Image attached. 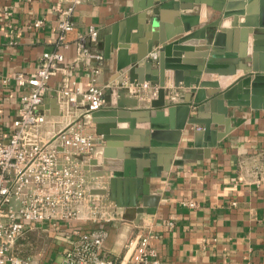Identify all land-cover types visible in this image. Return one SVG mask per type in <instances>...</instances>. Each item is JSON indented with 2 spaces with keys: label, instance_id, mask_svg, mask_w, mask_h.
I'll use <instances>...</instances> for the list:
<instances>
[{
  "label": "crops",
  "instance_id": "obj_1",
  "mask_svg": "<svg viewBox=\"0 0 264 264\" xmlns=\"http://www.w3.org/2000/svg\"><path fill=\"white\" fill-rule=\"evenodd\" d=\"M69 1L0 0V137L8 136L11 124L22 106L21 96L28 90V87L17 83L16 74L34 75L43 52L62 51L67 62L72 65L73 77L81 88H87L93 73L91 67L77 60V39L80 34L87 32L89 26L94 25L98 35L90 41V45L104 55V65L97 81L100 84L111 83L112 87L106 90L107 104L100 109L104 115L99 116V122L93 120L92 131L100 135L98 129L102 128L112 135L111 131L115 129L119 136L108 140L100 135L103 140L101 153L84 164V168L90 178L104 181L108 190L105 197L114 201L119 212L112 221H99L96 224L75 221L74 225L106 228L108 236L102 251L114 258L116 264H133L129 243L137 242L148 231L152 236L150 245L157 257L169 264H264V179L261 183L249 181L251 176H247L245 171L256 164L264 165V159L257 156L264 145V108L245 104L227 106L225 101L221 107L227 106V112H220L219 104L218 110H204L203 118L212 123V134L209 135L218 140L211 147L208 144L212 137L207 138L203 125L187 122L177 147L170 149L158 146L153 149L155 153L152 156L139 158L143 161V175L150 184V195L159 197L157 204L148 206L146 211L138 215L125 211L117 200L111 198L109 175L103 159L106 148L110 160L130 156V149L125 144L127 139L120 138V135H127L121 130L130 128L129 122L109 121L113 118L110 113L124 110L137 114L134 118L136 128L145 119L141 114H156L169 106L189 104L190 116H194L201 106L196 102L199 90H205L208 96L207 92L214 88L196 84L193 86L196 91L191 93L183 83L175 86L174 70L166 69V93L163 97L143 98L130 93L122 95L121 89L117 93L113 90L121 78L130 79L129 72H123L119 66L129 63L130 56L136 53V40L142 36V26L150 24L154 18L157 25L160 24L156 30L160 28L165 31L167 24H172L171 14L174 13L172 8L165 6L178 0H94L82 3L73 15L75 28L67 34L68 47L64 48L58 44V15L54 6L65 5ZM190 1L193 7L185 11L194 17L200 16L199 25L192 27L191 33L202 29L201 21L207 19L210 22L221 18L223 14L218 7H227L220 0ZM228 2H232L230 5L235 12L242 8L247 13V7H255L260 16L264 14V0ZM155 9L163 14V20L160 13L153 12ZM145 13L149 16L146 22L143 19ZM37 20L42 21L40 26H35ZM236 30L237 33L224 37L226 42L222 46L246 50L243 29L238 27ZM191 39L201 40L200 36ZM205 46L196 45L193 57L204 51ZM139 64L142 65L143 61ZM153 68H156V63ZM205 75L208 81L225 83L221 85L223 90L238 80L234 79L235 76L219 72L203 73L200 79ZM60 81L61 75L54 74L49 84L57 87ZM172 93H177L173 100L170 99ZM124 104L121 108L120 105ZM39 109L51 117L59 112L54 91L47 93ZM173 109L170 113L172 125L177 119ZM196 135H200L199 140H196ZM95 159L98 162L91 163ZM175 160L183 162L174 164ZM241 162H245V169L241 168ZM116 196L122 200V186L117 188ZM141 200L139 198L140 203ZM189 201L196 205H188ZM61 251L59 242L51 247L49 256L53 258V263L61 260Z\"/></svg>",
  "mask_w": 264,
  "mask_h": 264
},
{
  "label": "built area",
  "instance_id": "obj_2",
  "mask_svg": "<svg viewBox=\"0 0 264 264\" xmlns=\"http://www.w3.org/2000/svg\"><path fill=\"white\" fill-rule=\"evenodd\" d=\"M91 1L70 0L54 6L59 46L68 47L66 37L75 28L77 6ZM41 24V20L35 22V26ZM97 35V28L91 25L77 39V60L93 73L85 89L73 77L72 65L60 50L43 52L34 75L16 74L17 83L28 90L21 96L22 106L8 136L0 137V264H44L50 259L17 252V242L38 229L53 232L62 247L61 260L53 264H116L102 251L106 228L74 225L75 221H112L119 212L114 201L95 192L106 188L104 181L90 178L84 168L101 153L103 140L92 131L93 113L107 104L106 90L112 87L97 81L104 65L103 53L90 45ZM158 53L159 47H154L146 59L157 61ZM58 73L59 86H50V78ZM114 86L143 98L157 97L160 88L156 82L128 77ZM50 91H54L59 107L52 117L39 109ZM176 97L177 93L170 94L171 100ZM257 156L264 159V145ZM240 164L245 169V162ZM245 171L251 176L249 181L261 183L264 179V165ZM188 205L196 203L189 201ZM151 237L148 231L137 242L129 243L133 264H169L157 257Z\"/></svg>",
  "mask_w": 264,
  "mask_h": 264
},
{
  "label": "water",
  "instance_id": "obj_3",
  "mask_svg": "<svg viewBox=\"0 0 264 264\" xmlns=\"http://www.w3.org/2000/svg\"><path fill=\"white\" fill-rule=\"evenodd\" d=\"M220 1L227 6H225V9L224 7H218L223 16L210 22L207 19L201 21L203 24L202 29L193 33L190 30L192 27L199 25L200 16L194 17V15L185 11V9L193 7L190 4L191 1L178 0L168 3L165 7L172 8L174 11L171 14L173 25L167 24L165 31L160 28L156 30V27H159L160 24L157 25L154 18L150 24L143 25L142 36L136 40L138 42L136 53L130 56L129 63L119 66V69L123 72H129L131 81L144 82L150 80L158 83L160 87L159 97H163L166 93V69L174 70L175 86L183 83L185 87L190 89L191 93L196 91L193 88L196 84L200 87L214 88L212 91L207 92L208 96L205 90H199L196 102L200 103L201 106L197 108L198 113L194 116H190L191 107L189 104L169 106L163 112L141 114L145 116V119L140 120L141 124L139 123L138 128H136L137 122L134 118L138 116L137 114L124 110H116L110 113L113 118H110L109 121L112 123L115 121L129 122L130 129L124 130L125 128H123L121 130L122 127L120 128L121 132L127 134L126 136L120 135V138L127 139L125 144L130 149V156L110 160L108 158V148H106L103 159L105 170L109 175L111 198L117 200L118 205L124 207L127 212L131 211L138 215L146 211L148 206L156 205L159 200L158 196L150 195V184L143 175L144 166H141L143 161H140L139 158L147 159L152 156L155 153L153 149L158 146H165L170 149L177 147L182 129L187 122L202 124L207 138L212 137L209 139L208 145L210 147L215 146L218 142L217 137L209 135L212 134L211 120L203 118L202 113L204 110L217 108L218 104L219 111L223 113L227 112V106L233 105L245 104L264 108V14L260 16L255 7L254 9L247 7V13H244L242 8L235 12L230 5L232 2L227 4V0ZM153 12L160 13L163 20L161 12L157 9ZM147 17L149 16H146L145 13L143 18L145 22ZM238 27L243 29L242 34L247 42L246 50H235L222 46L226 42L224 37L226 38L234 32L237 33L236 28ZM194 36H200L201 40H192L191 38ZM200 44L207 47L205 46L204 51L198 52L199 54L197 53L193 57L195 46ZM155 46L159 47L158 60L145 59ZM140 61H143L142 65L139 64ZM154 63H156V68H153ZM214 69L219 70L215 71ZM212 72L227 74L230 77L235 76L234 79L238 80L231 87L223 90L221 87L225 83L208 81L206 75L202 80L200 79L203 73ZM113 90L116 93L119 91L117 87H113ZM121 94L125 95L126 92L121 90ZM235 97H238V99ZM207 98L210 99L203 102ZM225 101L227 106L221 107V104L224 105ZM124 106L125 104L120 105L121 108ZM172 109L175 110V115L177 113L174 125H172L170 119ZM56 113L53 112V114ZM101 115H104V112L101 110L95 111L93 120L95 122L101 121L99 119ZM98 127L101 126L98 124ZM199 131L202 132V130ZM111 132L112 135L107 130L98 129V133L103 135L104 139L110 140L119 136L116 135L118 130L112 129ZM199 133L196 132V134ZM196 136L198 137L196 140H199L200 135ZM96 162H98L96 159L91 161V163ZM182 162L183 160H175L173 163L180 164ZM120 186L123 188L122 200L116 196V190ZM95 192L106 194L108 190L103 188ZM139 198L142 199L141 203Z\"/></svg>",
  "mask_w": 264,
  "mask_h": 264
},
{
  "label": "rangeland",
  "instance_id": "obj_4",
  "mask_svg": "<svg viewBox=\"0 0 264 264\" xmlns=\"http://www.w3.org/2000/svg\"><path fill=\"white\" fill-rule=\"evenodd\" d=\"M52 234L43 230H32L25 234V238H21L17 242V252L21 255L38 254L46 259L51 253V247L56 242ZM53 258L45 260L44 264H53Z\"/></svg>",
  "mask_w": 264,
  "mask_h": 264
}]
</instances>
